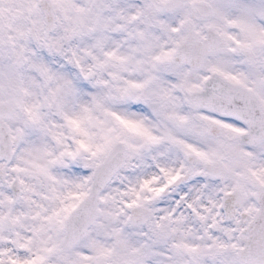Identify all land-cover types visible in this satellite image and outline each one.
Segmentation results:
<instances>
[{
    "label": "snow or ice",
    "instance_id": "1",
    "mask_svg": "<svg viewBox=\"0 0 264 264\" xmlns=\"http://www.w3.org/2000/svg\"><path fill=\"white\" fill-rule=\"evenodd\" d=\"M0 264H264V0H0Z\"/></svg>",
    "mask_w": 264,
    "mask_h": 264
}]
</instances>
